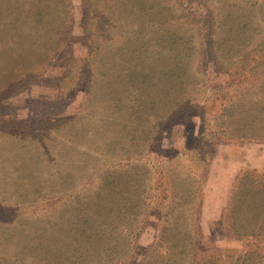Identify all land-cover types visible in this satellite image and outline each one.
I'll return each mask as SVG.
<instances>
[{
    "label": "trees",
    "instance_id": "obj_1",
    "mask_svg": "<svg viewBox=\"0 0 264 264\" xmlns=\"http://www.w3.org/2000/svg\"><path fill=\"white\" fill-rule=\"evenodd\" d=\"M212 1L215 0H176L180 5L183 22L189 23L186 18L192 14L193 7L201 13L198 20L194 17L195 21L191 22V26L196 30V35H192L195 41L188 35L189 29L185 25L184 31L179 33L177 38L171 35L163 39H148L153 42V48H157L152 57L162 58L167 54L168 63L163 65L157 74L154 70L157 61L154 59H150L145 66L141 65L137 70L135 67L128 75L127 67L121 68L123 79L135 82L137 75L138 86H144L152 92L147 98V108L151 112L145 119L139 117L142 104L138 98L133 99V102L128 101L131 102L130 107L124 104L120 106L132 112L136 119L139 118L137 123H134V136L143 127V132L145 129L148 132V137L142 145L133 146V154L137 157L133 159L131 155L126 159L125 155L130 151L128 147L118 151L106 148L99 152L101 143L110 147L112 142L108 139L112 137L105 136L104 139L108 141L104 142L103 138L96 139L93 135L97 142L93 143V147L97 149L94 153L99 152V157L93 164H98V169L92 167L93 171L87 174V181L83 185H80V182L85 174L80 181L78 172L72 177L64 175L60 170L57 172L51 192L42 197L48 207L36 206L38 210L35 214V230L31 232L26 224L21 225L15 243H11L10 237L6 240L3 255L7 262L13 257L17 264H146L152 247L157 246L162 232L167 230L170 235L174 231L170 242L178 245L177 253L164 251L162 261H155L154 264H176L182 259H186L184 264H194L195 257L203 254L198 251L201 249L200 243H204L205 239L199 224L205 204L208 171L217 147L223 144H264V0H222L228 10L224 11L223 14L226 15L221 17V22H218V12L209 6ZM110 24H113L112 21ZM112 29L113 27L110 30ZM110 30L108 34L111 33ZM154 30V24L148 26L149 34ZM68 38H59V44L50 62L60 71L59 77L53 79L50 85L42 79L38 83L57 94L52 99L43 97L38 100L41 105L50 108L51 115L37 113L33 117L18 121L29 133L17 137L37 139L41 151L48 159L51 155L47 147L43 146L44 138L55 141L57 134L64 127L67 131L74 127L80 128L81 133L69 131V137L82 135V129L77 123L81 117L77 118L76 114L65 117L62 115L63 108L59 107L64 82H74L71 89H78L86 83L88 94L96 95L100 84L98 78L116 76L114 65L112 67L111 63L94 64L101 42H109L110 38H102L100 35H95L94 41L75 36ZM84 39L86 41H80ZM140 46V52L147 53L148 46L145 41ZM195 55L198 57V60L194 58L198 65L192 74H196L197 81L190 84L187 82L190 75L189 59ZM151 73L153 75H150ZM160 76L178 83V89L173 96L166 93L162 108L154 110L159 101ZM112 100L109 98V101L104 103L108 106V111L113 109L110 107ZM118 101L121 103L120 97ZM32 112L30 111L31 114ZM111 114L115 115L112 119L116 120V124L108 127L118 126L124 129L127 126L123 121H126V117L118 116L117 112ZM93 123L97 126L101 121L94 119ZM175 125H187L189 136L186 137L187 142L182 150H174L170 155H166L162 151V140L167 130ZM2 133L9 132L0 130V134ZM143 151L142 159L138 156ZM52 160L56 164V159L51 156ZM255 171H245L234 178L222 218L225 227L229 228V215L238 204V196L244 182L249 179L256 181L252 182L251 189L262 190L264 193V183L260 184L261 188L257 184L264 178V172L256 175ZM85 184L94 188L89 194L84 188ZM23 186L25 184L12 186L9 190L16 194ZM38 193H42V190ZM19 198L21 197L15 198L12 195L13 204L0 206L1 211L6 212L9 217L4 222L5 227H10L17 217L22 204L16 200ZM6 201L3 198L0 204ZM184 201L193 207L181 208ZM172 202L173 207H170ZM45 208L50 209L47 211L51 215H46ZM184 213L190 218V222L186 227H181L179 241H175V228ZM44 217H47L46 222L42 220ZM152 218L156 219L157 223L155 242L147 251L141 252L138 240L150 225ZM231 234L233 236H230V240L242 239L241 236L234 235L232 229ZM263 236L264 226H258L253 228L249 239ZM189 242L194 243L190 253L186 251ZM12 246L15 247L16 254L10 255ZM255 250L257 249L254 242L250 251L245 253L251 255L256 253ZM257 251L260 256L261 251ZM261 256L264 258V254ZM204 257L206 256L202 255L198 261ZM223 258L225 256L217 257Z\"/></svg>",
    "mask_w": 264,
    "mask_h": 264
},
{
    "label": "rangeland",
    "instance_id": "obj_2",
    "mask_svg": "<svg viewBox=\"0 0 264 264\" xmlns=\"http://www.w3.org/2000/svg\"><path fill=\"white\" fill-rule=\"evenodd\" d=\"M221 1L215 0L209 5L218 12V22L222 21L221 17L226 15L223 14L224 11L228 10ZM137 9L140 10L137 11ZM196 10L197 8L193 7L192 14L187 17L188 19L186 18L189 23H186L188 21H182L180 5L178 2L176 3V0H0V130L9 132L8 134H0V201L3 198L7 200L0 206L13 204L12 195L15 198L21 197L16 200L22 203L17 217L10 227H5L4 222L9 217L6 212L1 211L2 208L0 207V264H17L13 257H11V261L8 260L7 262L5 255H3L6 240L10 237L11 243H15L14 241L20 232L18 230L24 224L30 228L31 232L35 230L37 224L35 214L38 210L36 206L48 207L46 205L48 203L42 197L51 192L52 183L56 181L59 170L70 177L78 172L77 176L81 177L80 181L85 174L80 182V185H83L87 181V174L93 171L92 167L98 169V164L93 163L99 157L98 153L106 148H113L118 151L120 148L128 147L130 151L128 155H125L126 159H128L127 156L130 157L131 155L133 159L137 157L136 154H133V146L142 145L148 137V132L146 129L143 132V127L134 136V123H137L139 118L136 119L137 117L132 112L124 110L120 106L124 104L126 107H130L131 102L128 101L133 102V99L138 98L142 104V112L140 111L139 117L145 119V117H149L148 114L151 112L147 108V98L152 92L150 89H145L144 86L142 88L138 86L139 78L137 75L135 82H128L123 79L121 68L127 67L126 75H128L135 67L137 70L141 65L145 66L150 59H154L155 62L157 61L154 66L155 74H157L163 65H167V54L162 58L152 57L157 48H153V42H149L148 39H163L165 36L171 35L177 38L178 34L184 31L183 26L185 25L189 29L188 35L195 41L192 35H196V30L191 26V22L194 17L198 20V17L201 16V13ZM109 19L110 21H108ZM111 21L113 24H110ZM151 24H154L155 30L149 34L148 26ZM111 27H113L112 31L110 30ZM109 30L111 31L110 34H108ZM95 35L110 38V41L101 42L94 64L111 63L112 67L114 65L116 76L115 78H110V76L98 78L100 84L96 95L88 94L89 90L86 83L78 89H71L74 82H64L63 90L60 92L62 101L60 100L61 105L59 107L63 108L62 115L65 117L74 114L77 118L81 117L76 122L82 129V135L75 138L69 137V131L81 133V130L74 127L67 131L64 127L57 134L56 142L44 138L43 146H46L50 152L49 155L56 159V164H54L53 160L51 161V156L48 159L43 154L37 139L17 137L29 133L21 127L18 121L33 117L37 113L51 115L50 108L46 107L47 105H41L38 100L43 97L52 99L57 94L52 89L40 86L38 83L42 79L50 85L53 79L59 77L60 71L50 64L57 44H59V38L65 39V37L75 36L79 39L86 38L89 41H94L96 40ZM144 41L148 46L146 52L149 56L138 49L141 47L140 45L144 44ZM146 41L148 42L146 43ZM107 56L110 58L108 59ZM195 56L189 59L188 72L190 75L187 77V82L190 84H195L197 81L195 79L196 74H192L198 65L194 59L198 60V57ZM32 73L33 75H31ZM211 77L214 76L211 75ZM158 83L160 85L158 90L159 101L154 110L162 108L166 93L168 96H173L178 89V83L172 79L169 81L168 78H162V76L159 77ZM119 97L121 103L118 101ZM109 98L113 99L110 102L112 111H108V106L104 104L105 101H109ZM30 111H33L32 114ZM111 112H117L118 116L126 117V121L123 120L127 125L124 129L118 126L108 127V125L116 124V120L112 119L115 118V115H112ZM94 119H100L101 123L95 126ZM188 131L187 125L170 127L162 140L163 153L170 155L174 150H182L187 142L186 137L189 136ZM13 133L15 135L12 136ZM40 133L42 134V132ZM93 135L96 136V139L103 138L104 142L110 140L112 142L110 147H105L101 143L99 145L101 150L94 153L93 143L96 140ZM107 135L112 138L104 139ZM229 147L235 149L245 147V150H239L238 154L235 152L232 155L233 159L225 160L224 155H228L231 151ZM263 148L264 144L255 143L223 144L217 147L215 157L212 160V178L205 192V211L201 213L199 224L205 239L203 240L204 243H200L201 249L198 251L203 254L195 257L194 264H264V258L261 256L264 254V236L249 239L253 228L264 226V193L262 190L251 189L252 182L256 181L249 179L241 185L238 204L229 215V228L225 227L222 221L234 178L249 170H256V175L264 172V167H257L255 162L257 149ZM262 156L264 157V152ZM138 157L143 159L144 151ZM244 160L247 164L241 166V161ZM129 178H131L130 175ZM263 183L264 178L257 182L260 188V184ZM23 184L25 186L20 188V192L16 194L9 190L12 186L18 187ZM84 188L87 189L88 194L90 190L94 189L93 186H87V184ZM39 190H42V193L39 194ZM33 201L36 202L33 203ZM170 207H173V202ZM182 207L189 209L193 205L184 201ZM184 208L183 210H185ZM45 209L46 215H51L47 211L50 209ZM42 220L46 222L47 217ZM189 222L190 218L185 213L182 214L175 228L177 234L175 241H179L181 227H186ZM156 224V219L152 218L142 236V243L139 244L141 252L147 251L154 244V237L157 232ZM231 229L234 235L241 236L242 239L239 241L230 240V236H233ZM173 237L174 231L172 235L169 234L168 230L162 232L161 239L157 246L152 247L149 261L146 264L162 261V257L165 256L162 255L164 251L177 253L178 245L175 246L173 241L170 242ZM254 242L256 249L261 251L260 256L257 255V250L251 255L245 253L250 251ZM193 246L194 243L189 242L186 251L190 253L194 248ZM9 253L10 255L16 254L15 247L12 246ZM202 255L206 257L198 261ZM223 256L225 258L217 259V257ZM208 258L210 259L208 260ZM185 260L182 259L176 264H184ZM207 260L209 263L206 262Z\"/></svg>",
    "mask_w": 264,
    "mask_h": 264
},
{
    "label": "crops",
    "instance_id": "obj_3",
    "mask_svg": "<svg viewBox=\"0 0 264 264\" xmlns=\"http://www.w3.org/2000/svg\"><path fill=\"white\" fill-rule=\"evenodd\" d=\"M257 146H259V145H257ZM229 148H231L230 150L231 151H229V153H228V155H224V159L225 160H227L228 158L229 159H233L232 158V155L233 154H235V152H237V154L240 152L239 150H245V147H237L236 149L234 148V147H229ZM263 152H264V148L263 149H257V157L255 158V162H256V164H257V167H264V157L262 156V154H263ZM225 154V153H224ZM212 164H213V162L211 163V165H210V167H209V171H208V176H207V186H208V184L210 183V181H211V178H212V172H211V168H212ZM247 164V162H246V160H244V161H241V166H245ZM202 211L204 212L205 211V205H203V208H202ZM147 230V229H146ZM146 230L141 234V236H140V238H139V240H138V245L140 244V243H142V236H143V234L146 232ZM156 235V234H155ZM155 238V237H154ZM140 246V245H139Z\"/></svg>",
    "mask_w": 264,
    "mask_h": 264
}]
</instances>
